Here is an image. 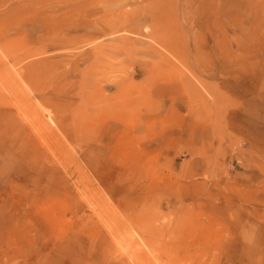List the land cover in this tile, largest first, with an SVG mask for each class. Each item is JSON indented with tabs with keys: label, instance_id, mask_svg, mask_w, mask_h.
Wrapping results in <instances>:
<instances>
[{
	"label": "rangeland",
	"instance_id": "374dc122",
	"mask_svg": "<svg viewBox=\"0 0 264 264\" xmlns=\"http://www.w3.org/2000/svg\"><path fill=\"white\" fill-rule=\"evenodd\" d=\"M0 264H264V0H0Z\"/></svg>",
	"mask_w": 264,
	"mask_h": 264
},
{
	"label": "bare ground",
	"instance_id": "6f19581e",
	"mask_svg": "<svg viewBox=\"0 0 264 264\" xmlns=\"http://www.w3.org/2000/svg\"><path fill=\"white\" fill-rule=\"evenodd\" d=\"M189 82V81H188ZM187 83V82H186ZM188 84V83H187ZM189 84H191V82H189ZM193 86V85H192ZM185 87V86H184ZM188 87V86H187ZM184 89V88H183ZM193 89V88H192ZM194 90V89H193ZM192 93H193V91H192Z\"/></svg>",
	"mask_w": 264,
	"mask_h": 264
}]
</instances>
